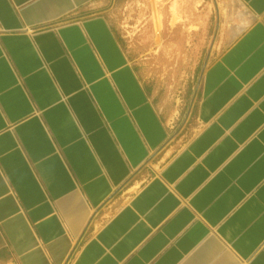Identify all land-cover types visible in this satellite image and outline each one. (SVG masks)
Wrapping results in <instances>:
<instances>
[{"label":"crops","instance_id":"0c3cea01","mask_svg":"<svg viewBox=\"0 0 264 264\" xmlns=\"http://www.w3.org/2000/svg\"><path fill=\"white\" fill-rule=\"evenodd\" d=\"M110 1L0 0V264H264V0L166 85Z\"/></svg>","mask_w":264,"mask_h":264},{"label":"rangeland","instance_id":"374dc122","mask_svg":"<svg viewBox=\"0 0 264 264\" xmlns=\"http://www.w3.org/2000/svg\"><path fill=\"white\" fill-rule=\"evenodd\" d=\"M225 0H111L103 12L108 16L117 34L140 70L153 82L170 79L157 71V55L162 64L163 53L179 54L181 69L200 68L207 53L208 58L218 51L217 24L220 20L221 7ZM207 3V46L201 43L202 31L193 27V17H200L203 6ZM196 7V8H194ZM174 12L178 20L174 21ZM200 12V13H199ZM174 25V27H173ZM180 26V27H179ZM166 63V62H165ZM187 71V70H186ZM182 74V70H181ZM186 76L174 78L182 84ZM192 78L190 77V80ZM198 75L196 82H198ZM166 85V84H165Z\"/></svg>","mask_w":264,"mask_h":264},{"label":"bare ground","instance_id":"6f19581e","mask_svg":"<svg viewBox=\"0 0 264 264\" xmlns=\"http://www.w3.org/2000/svg\"><path fill=\"white\" fill-rule=\"evenodd\" d=\"M177 20H178V15H177L176 12H174V21H173V23H175V21H177Z\"/></svg>","mask_w":264,"mask_h":264}]
</instances>
